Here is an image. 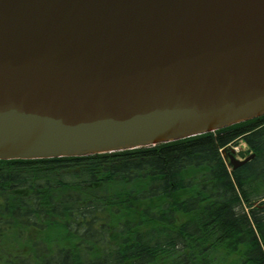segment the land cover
Wrapping results in <instances>:
<instances>
[{
  "label": "water",
  "instance_id": "1",
  "mask_svg": "<svg viewBox=\"0 0 264 264\" xmlns=\"http://www.w3.org/2000/svg\"><path fill=\"white\" fill-rule=\"evenodd\" d=\"M261 116L264 0H0V161L130 151ZM253 157L227 152L232 170Z\"/></svg>",
  "mask_w": 264,
  "mask_h": 264
},
{
  "label": "trees",
  "instance_id": "2",
  "mask_svg": "<svg viewBox=\"0 0 264 264\" xmlns=\"http://www.w3.org/2000/svg\"><path fill=\"white\" fill-rule=\"evenodd\" d=\"M238 142L254 157L232 170L222 152ZM0 264H264V116L130 151L0 161Z\"/></svg>",
  "mask_w": 264,
  "mask_h": 264
},
{
  "label": "rangeland",
  "instance_id": "3",
  "mask_svg": "<svg viewBox=\"0 0 264 264\" xmlns=\"http://www.w3.org/2000/svg\"><path fill=\"white\" fill-rule=\"evenodd\" d=\"M232 152L234 154V156L239 159H241V155L242 156H249L247 153V148L246 146L242 143V142H238L237 144H234L232 146L227 147V150L225 151L224 154H222L223 158L226 160V162L228 163V158H227V152ZM10 245V244H9Z\"/></svg>",
  "mask_w": 264,
  "mask_h": 264
}]
</instances>
